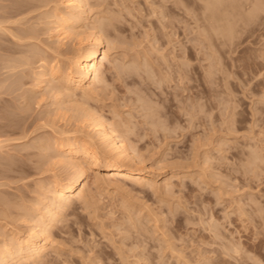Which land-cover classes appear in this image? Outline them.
Returning a JSON list of instances; mask_svg holds the SVG:
<instances>
[{
  "label": "rangeland",
  "instance_id": "1",
  "mask_svg": "<svg viewBox=\"0 0 264 264\" xmlns=\"http://www.w3.org/2000/svg\"><path fill=\"white\" fill-rule=\"evenodd\" d=\"M202 1L87 0L83 45L58 49L48 15L66 11L65 0H0V245L36 224L50 182L70 179L54 142L68 130L95 137L89 111L115 126L149 181L86 172L85 199L51 224L42 264H264V0L211 11ZM226 23L241 32L237 47L220 44ZM91 30L110 44L107 85L83 102L60 95L58 111L56 82L35 76L55 58L64 70Z\"/></svg>",
  "mask_w": 264,
  "mask_h": 264
},
{
  "label": "bare ground",
  "instance_id": "2",
  "mask_svg": "<svg viewBox=\"0 0 264 264\" xmlns=\"http://www.w3.org/2000/svg\"><path fill=\"white\" fill-rule=\"evenodd\" d=\"M23 1V0H22ZM30 1V0H29ZM182 1V0H181ZM188 1V0H187ZM204 1V0H203ZM202 1V2H203ZM242 0H212L211 2H206L207 9H216L217 6L225 3L235 4L236 2ZM247 3L255 0H245ZM249 1V2H248ZM259 1V0H256ZM263 1V0H261ZM260 1V2H261ZM34 2V1H33ZM186 2V0H183ZM14 3V2H13ZM18 3V2H17ZM32 3V2H31ZM66 11L61 13L58 8H54L52 13L48 15L49 18H52L50 24L52 27L53 37L56 38L59 46L65 45L67 41H75L77 40V44H82V39H80L81 35L85 34L81 32V28L87 24L84 15L86 14V5L87 0H65ZM252 3V2H251ZM249 3V5H253ZM255 2L254 4H256ZM30 4V3H29ZM28 4V5H29ZM179 4V3H178ZM183 6V3H181ZM237 4V3H236ZM235 4V5H236ZM241 4V3H240ZM238 5V4H237ZM228 6V5H227ZM246 6V5H245ZM23 7V6H22ZM30 7V6H29ZM123 7V6H122ZM216 7V8H215ZM235 7V6H233ZM252 7V6H251ZM259 7V6H258ZM131 8V7H130ZM261 8V7H260ZM31 9V8H29ZM127 9V8H126ZM125 9V10H126ZM156 9V8H155ZM235 9V8H234ZM181 10V9H180ZM233 10V9H232ZM9 11V10H8ZM121 11V10H120ZM128 11V10H127ZM187 10H183L185 13ZM238 11V10H237ZM205 12V11H204ZM229 12V11H228ZM124 13V12H123ZM153 13V11H152ZM155 13V12H154ZM153 13V14H154ZM162 13V12H161ZM161 13H158L161 17ZM166 13V12H165ZM169 13V11H168ZM167 13V14H168ZM188 13V12H187ZM210 13V12H209ZM251 13V12H249ZM15 14V13H14ZM44 14V13H43ZM130 15V13H128ZM127 14V15H128ZM133 14V13H132ZM222 14V13H220ZM228 14V13H227ZM16 15V14H15ZM128 15V16H129ZM157 15V14H156ZM164 15V14H162ZM170 15V14H169ZM178 15V14H176ZM217 15V14H216ZM224 15V14H223ZM222 15V16H223ZM41 17V15H39ZM219 15L216 16V18ZM45 17V16H44ZM47 17V18H48ZM131 17V16H130ZM224 17V16H223ZM237 17V16H236ZM244 17V15H243ZM115 18V16H114ZM118 18V17H117ZM164 18V17H163ZM162 18V19H163ZM161 19V20H162ZM224 19V18H223ZM8 20V19H7ZM18 20V19H17ZM44 20V19H43ZM160 20V19H159ZM160 20V22H161ZM214 20V19H213ZM228 20V19H227ZM2 21V20H1ZM46 21V20H44ZM96 21V20H95ZM212 21V20H211ZM219 21V20H218ZM229 21V20H228ZM227 21V22H228ZM8 22V21H7ZM17 22V21H15ZM42 22V21H41ZM48 22V21H47ZM204 22V21H203ZM226 22V20H225ZM231 22V21H230ZM245 22V21H244ZM1 23V22H0ZM34 23V22H33ZM13 24V23H12ZM42 24V23H41ZM100 24V23H99ZM160 24V23H159ZM206 25V24H205ZM86 26V25H85ZM90 25H88L89 27ZM92 26V25H91ZM234 26V23H233ZM237 26V25H236ZM235 26V27H236ZM32 27V26H31ZM39 27V26H38ZM93 27V26H92ZM103 27V26H102ZM205 27V26H204ZM222 30L220 29L221 36L220 43L222 45H229L235 42L238 38L239 31H233L231 23H226ZM41 28V27H40ZM212 28V27H211ZM31 29V28H29ZM28 29V30H29ZM84 29V27H83ZM87 29V28H86ZM92 29V28H91ZM8 30V29H7ZM35 29L33 28V31ZM214 31V29H212ZM217 30V29H216ZM240 30V29H239ZM0 31H3L2 29ZM90 31V29L88 30ZM203 31V30H202ZM4 32V31H3ZM15 32V31H14ZM26 32V31H25ZM204 32V31H203ZM20 33V32H19ZM39 33V32H38ZM202 33V32H201ZM205 33V32H204ZM238 33V35H237ZM253 33V32H252ZM22 34V33H21ZM32 34H36L33 32ZM16 36V34H14ZM31 35V34H30ZM203 35V34H202ZM32 36V35H31ZM85 41L89 40V46L86 48H78L75 51H72L71 57L68 59L67 67L62 70L59 62L47 63L44 66L42 63V70L39 73H35L37 77L36 82L42 86H47L48 84H52V82H56L55 85L52 86L53 96H55L57 110L62 112L63 108L60 105L59 97L60 95H65L67 97L76 96L77 98L85 101L89 96L92 95L96 89V87H105L106 82L103 77V67L105 64L109 63V42L108 40H103L102 35L99 33L91 32L84 35ZM253 36V35H252ZM11 37V36H10ZM13 37V36H12ZM18 37V36H17ZM21 37V36H20ZM25 38V37H24ZM29 38V36H28ZM32 38V37H31ZM34 38V36H33ZM249 38V37H248ZM23 40V38L21 39ZM27 40V39H26ZM239 40V39H237ZM18 41V40H17ZM20 41V40H19ZM21 42V41H20ZM200 42V41H199ZM239 42V41H238ZM237 42V43H238ZM19 43V42H18ZM106 44V49L104 48ZM234 44V43H233ZM232 44V45H233ZM239 44V43H238ZM242 43H240L241 45ZM77 45V46H78ZM83 45V44H82ZM239 45V46H240ZM229 46V47H230ZM238 45H236L237 47ZM48 47V46H47ZM57 47V46H56ZM263 47V45H262ZM1 48V47H0ZM7 48V47H6ZM5 48V49H6ZM10 48V47H9ZM8 48V49H9ZM37 48V47H36ZM35 48V49H36ZM7 49V50H8ZM31 49V48H30ZM61 49V48H60ZM70 49V48H69ZM236 49V48H235ZM262 49V48H261ZM264 49V47H263ZM0 50H3L2 48ZM6 50V51H7ZM37 50V49H36ZM36 50L32 51L37 52ZM4 51V50H3ZM51 51V50H50ZM54 51V50H53ZM260 50H258L259 52ZM264 51V50H263ZM262 51V52H263ZM10 52V51H9ZM12 52V51H11ZM31 52V51H30ZM58 52V51H57ZM231 52V51H230ZM256 53V52H254ZM260 53V52H259ZM258 53V54H259ZM26 54V53H25ZM38 54L35 53V55ZM44 54V53H43ZM57 55V53H56ZM61 55V54H60ZM261 56V55H260ZM264 57V56H263ZM42 58V57H41ZM261 58V57H260ZM20 59V58H19ZM67 59V58H66ZM28 60V59H27ZM43 60V59H42ZM45 60V59H44ZM248 60V59H247ZM3 61V60H2ZM1 61V62H2ZM5 61V60H4ZM8 61V60H7ZM64 61V60H63ZM0 62V63H1ZM6 63V62H5ZM19 63V62H18ZM140 63V62H139ZM8 65V63H6ZM4 64V66L6 65ZM10 65L12 64L9 63ZM15 64V63H13ZM40 64V63H39ZM135 64V63H134ZM109 65V64H108ZM133 65V64H131ZM138 65V64H137ZM14 66V65H13ZM135 66V65H134ZM147 66V65H146ZM251 66V65H249ZM10 67V66H9ZM19 67V66H18ZM124 67V66H123ZM132 67V66H130ZM136 67V66H135ZM145 67V66H144ZM143 67V68H144ZM234 67V66H233ZM15 68V66H14ZM23 68V67H22ZM26 68V67H25ZM41 68V67H40ZM129 68V67H128ZM127 68V69H128ZM138 68V66H137ZM141 68V66L139 67ZM138 68V70H139ZM10 69V68H8ZM7 69V70H8ZM13 71V68H11ZM18 69V68H17ZM126 69V70H127ZM133 71H138L136 68H131ZM145 69V68H144ZM147 69V68H146ZM5 69V71H7ZM33 70V69H32ZM113 70V69H112ZM131 70V71H132ZM1 71V70H0ZM11 71V70H9ZM15 71V70H14ZM128 71V70H127ZM130 71V69H129ZM130 71V72H131ZM133 71L131 73H133ZM142 71V70H141ZM140 71V72H141ZM182 71V70H181ZM8 72V71H7ZM176 72V71H175ZM4 73V71H3ZM126 73V72H125ZM167 73V72H166ZM185 73V72H184ZM182 73V74H184ZM141 74V73H140ZM180 74V73H179ZM205 74V73H204ZM26 75V74H25ZM149 75V74H148ZM150 76V75H149ZM148 76V77H149ZM167 76V75H166ZM264 76V75H263ZM140 77V75H139ZM138 77V78H139ZM147 77V78H148ZM169 77V76H168ZM151 78V77H149ZM146 79V78H145ZM144 79V80H145ZM209 80V79H208ZM155 81V80H154ZM9 82V81H8ZM146 82V81H145ZM209 82V81H208ZM5 84V83H4ZM14 84V83H12ZM17 84V83H16ZM36 84V85H37ZM223 84V83H222ZM35 85V86H36ZM4 85H0V88H3ZM264 86V85H263ZM6 87V86H5ZM16 87V86H15ZM10 88V86H9ZM13 92V91H12ZM49 92V91H48ZM77 93V94H76ZM76 94V95H75ZM79 94V95H78ZM94 95V94H93ZM64 96V97H65ZM63 97V98H64ZM221 97V96H220ZM61 98V97H60ZM226 98V97H225ZM17 99V98H16ZM75 99V98H74ZM90 100V99H89ZM62 103V102H61ZM14 104V103H13ZM66 105V104H65ZM64 105V106H65ZM69 105V104H68ZM75 105V104H74ZM77 105V104H76ZM21 106V105H20ZM5 107V105H4ZM16 107V106H15ZM79 107V106H78ZM84 107V106H83ZM224 107V106H223ZM3 108V107H2ZM8 108V107H7ZM10 108V107H9ZM23 108V107H22ZM76 108V106L74 107ZM81 108V107H80ZM17 109V108H16ZM13 110V109H12ZM20 110V109H18ZM7 111V110H6ZM67 111V110H66ZM72 111V110H71ZM3 112V111H2ZM12 112V111H11ZM10 112V113H11ZM6 113V112H5ZM28 113V112H27ZM79 114V113H78ZM96 114V112H95ZM95 114L86 111L85 120L88 125L85 126L89 132L95 133V137H91L86 135L84 140H77L73 134L74 132H61L60 139L57 142H54V149L57 153L56 159L57 163L65 167L66 169L71 170L70 179L63 184L61 180L58 178H53L54 180L50 182L48 191L50 194L51 200H49V205L46 208H42L40 210L39 218L33 224L29 226V229L25 233H11L9 237H7L3 243L0 245V264H42L44 259H47L48 252L53 250L52 238H51V228L52 225L58 223L59 216L63 214V212L74 202V201H84V196L81 191H79L78 187L86 178V172L95 173L94 178L97 180V175L99 170L102 171V178H105V181H117L118 179L140 181H149V172L143 170L140 166V162L138 160L139 157L135 154V151L128 146L123 138L119 135L117 129L114 125H110L105 122V120ZM225 114V113H224ZM17 115V114H16ZM84 115V114H83ZM98 115V114H97ZM186 115V114H185ZM2 116V115H0ZM3 118L5 116H2ZM15 117V116H14ZM79 117V116H78ZM84 117V116H83ZM7 118V117H6ZM6 118L4 120H6ZM9 118V117H8ZM56 118V117H55ZM54 119V118H53ZM118 119V118H117ZM2 120V119H1ZM13 120V119H12ZM71 120V119H70ZM45 121V120H44ZM76 121V120H75ZM118 121V120H117ZM4 122V121H3ZM10 122V121H9ZM80 122V121H79ZM21 123V122H20ZM47 123V122H46ZM75 123V122H74ZM155 123V122H154ZM34 124V123H33ZM80 124V123H79ZM82 124V123H81ZM124 124V123H121ZM39 125V124H38ZM156 125V124H155ZM8 126V125H7ZM65 126V125H64ZM82 126V125H81ZM127 126V125H126ZM132 126V125H131ZM13 127V126H12ZM41 127V126H39ZM50 127V126H49ZM121 127V126H120ZM5 128V126H4ZM126 128V127H124ZM31 129V128H30ZM39 129V128H38ZM57 130V129H56ZM66 130V129H65ZM32 131V130H31ZM37 131V130H36ZM85 131V130H84ZM167 131V130H166ZM262 132V131H261ZM82 133V131H81ZM14 134V133H13ZM25 134V133H24ZM28 134V133H27ZM3 135V134H2ZM7 134L4 136L6 137ZM59 135V134H58ZM24 136V135H23ZM3 137V136H2ZM8 137V136H7ZM4 138V137H3ZM5 139V138H4ZM7 140V139H5ZM5 141H0V150L3 148V143ZM8 142V141H7ZM264 142V141H263ZM6 143V142H5ZM4 143V144H5ZM7 144V143H6ZM5 144V145H6ZM264 144V143H263ZM262 145V144H261ZM255 147V145H254ZM258 147V146H257ZM264 151V150H263ZM1 152V151H0ZM253 150L249 153L252 154ZM254 154V153H253ZM255 155V154H254ZM253 155V160H257L259 157ZM139 156V155H138ZM141 158V157H140ZM9 160V159H8ZM252 160V161H253ZM54 161V160H53ZM8 162V161H7ZM11 162V161H10ZM210 163V162H209ZM251 163V162H249ZM256 166V165H255ZM257 167V166H256ZM248 168V167H247ZM258 168V167H257ZM1 170V169H0ZM54 171V170H53ZM254 171V169H253ZM91 173V174H92ZM97 175V176H96ZM89 177V176H88ZM97 183V182H96ZM139 184V183H138ZM106 186V185H105ZM41 190V189H40ZM122 191V190H121ZM3 200V199H2ZM6 201H4L5 203ZM48 203V202H47ZM3 203H1L2 205ZM12 204V203H11ZM30 206V205H29ZM12 209V208H11ZM2 213V212H1ZM10 213V212H9ZM9 215V214H8ZM7 215V216H8ZM74 216V215H73ZM243 216V215H242ZM5 217V216H3ZM70 217V216H69ZM226 218V217H225ZM210 222V221H209ZM208 222V223H209ZM54 223V224H52ZM20 224V223H19ZM30 224V223H29ZM52 224V225H51ZM57 225V224H56ZM212 226V225H211ZM2 241V240H1ZM235 247V246H234ZM237 248V247H236ZM230 249V248H229ZM235 249V248H234ZM232 249V250H234ZM228 250V249H227ZM236 250V249H235ZM238 250L234 251L236 253ZM222 252V251H221ZM225 252V251H224ZM229 254V253H228ZM223 256V255H222ZM141 262V261H140ZM48 263V262H47ZM51 263V262H50Z\"/></svg>",
  "mask_w": 264,
  "mask_h": 264
}]
</instances>
